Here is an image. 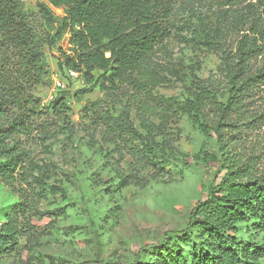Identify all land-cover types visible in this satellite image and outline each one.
Here are the masks:
<instances>
[{
	"label": "trees",
	"instance_id": "obj_1",
	"mask_svg": "<svg viewBox=\"0 0 264 264\" xmlns=\"http://www.w3.org/2000/svg\"><path fill=\"white\" fill-rule=\"evenodd\" d=\"M204 1L217 7L224 18L234 17L231 31L235 27L240 33L234 52L226 49L225 40L218 41L216 73L197 87L195 97L198 128L206 136L213 133L217 144L216 151H203L202 158L216 163L223 173L209 182L206 197L195 202L186 226L165 238L158 252L170 253L171 264H264V166L259 167L257 155L235 151L243 132L240 127L251 130L264 115L253 107L264 85V64L253 65L264 51V0ZM176 3L45 0L38 4V14L55 30L44 36L25 11L24 0H0V184L18 197L0 222V255L20 251L19 240L29 230L23 215L39 201L32 189L27 143L36 129L39 139L44 138L50 124L39 123L45 111L34 95L47 76L44 47L68 34L69 52L61 51L59 67L76 72L90 85L82 92L95 86L103 92L104 97L87 108L86 118L101 139L115 148L126 137L139 134L131 112L139 126L152 129L150 119L157 109L150 103L148 60L173 32ZM51 7L61 8L63 15L58 18ZM232 7L236 8L228 9ZM198 35L215 40L204 31ZM123 102L115 115L111 106ZM50 109L62 128H73L63 94L51 101ZM167 241L173 244L163 249Z\"/></svg>",
	"mask_w": 264,
	"mask_h": 264
},
{
	"label": "rangeland",
	"instance_id": "obj_2",
	"mask_svg": "<svg viewBox=\"0 0 264 264\" xmlns=\"http://www.w3.org/2000/svg\"><path fill=\"white\" fill-rule=\"evenodd\" d=\"M42 2L24 0V9L46 36L55 26L39 16ZM51 10L58 18L63 15L61 8ZM220 13L204 0H177L173 32L148 60L150 103L157 109L150 119L152 129L139 126L131 112L139 134L126 137L115 148L86 118L87 108L103 98V92L98 86L82 92L90 85L59 67L61 51L69 52L68 34L44 47L47 76L34 95L45 111L39 123L50 124L44 138L39 139L36 129L27 143L32 189L39 201L23 215L29 230L19 240L20 251L0 255V264H171L170 253H159L158 246L186 226L195 202L206 197L209 182L223 173L216 163L202 158L203 151L214 152L217 144L213 133L206 136L199 130L195 108L197 87L216 73L218 41L225 40L226 49L234 52L240 36L235 27L231 31L234 17ZM198 31L215 40L200 38ZM253 63L264 64V51ZM61 94L70 109L71 130L62 128L50 109ZM258 95L257 108L253 107L261 113L264 85ZM123 104L111 106L115 115ZM240 130L235 151L257 155L259 167L264 166V115L251 130L245 125ZM16 202L18 197L0 184V222ZM167 243L163 249L173 244Z\"/></svg>",
	"mask_w": 264,
	"mask_h": 264
},
{
	"label": "built area",
	"instance_id": "obj_3",
	"mask_svg": "<svg viewBox=\"0 0 264 264\" xmlns=\"http://www.w3.org/2000/svg\"><path fill=\"white\" fill-rule=\"evenodd\" d=\"M69 73H70V74H72V75H74V76H75V75H77V73H76V72H74V71H72V70H69ZM58 84L60 85V83H59V82H58Z\"/></svg>",
	"mask_w": 264,
	"mask_h": 264
}]
</instances>
